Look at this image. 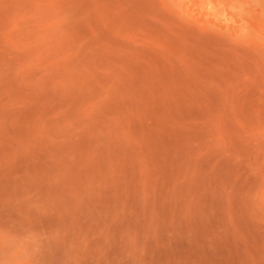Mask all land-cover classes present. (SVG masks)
<instances>
[{"label":"rangeland","instance_id":"rangeland-1","mask_svg":"<svg viewBox=\"0 0 264 264\" xmlns=\"http://www.w3.org/2000/svg\"><path fill=\"white\" fill-rule=\"evenodd\" d=\"M0 264H264V0H0Z\"/></svg>","mask_w":264,"mask_h":264}]
</instances>
